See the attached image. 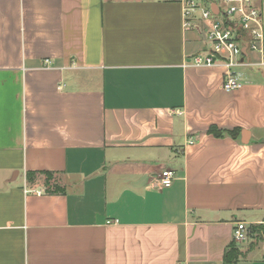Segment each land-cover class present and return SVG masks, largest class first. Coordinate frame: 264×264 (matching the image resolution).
<instances>
[{"label":"crops","instance_id":"obj_1","mask_svg":"<svg viewBox=\"0 0 264 264\" xmlns=\"http://www.w3.org/2000/svg\"><path fill=\"white\" fill-rule=\"evenodd\" d=\"M184 22L179 0H0V264H224L264 224V81L225 90ZM254 240L235 264H264Z\"/></svg>","mask_w":264,"mask_h":264},{"label":"built area","instance_id":"obj_2","mask_svg":"<svg viewBox=\"0 0 264 264\" xmlns=\"http://www.w3.org/2000/svg\"><path fill=\"white\" fill-rule=\"evenodd\" d=\"M179 1L183 5L185 27L204 33L209 43L207 51L193 55L189 62L197 66L223 65L226 69L223 87L227 91L243 86L237 69L256 67L264 75V0ZM45 62L50 63L49 59ZM188 142L194 143V139L190 137ZM174 178L175 171L165 169L156 184L170 187ZM249 238L247 223L237 222L235 241L242 243Z\"/></svg>","mask_w":264,"mask_h":264},{"label":"trees","instance_id":"obj_3","mask_svg":"<svg viewBox=\"0 0 264 264\" xmlns=\"http://www.w3.org/2000/svg\"><path fill=\"white\" fill-rule=\"evenodd\" d=\"M232 131L233 130L229 132ZM210 132L214 133L217 136H221L224 134V131L217 129V127L214 126L210 128ZM39 175L46 176V179L44 181L47 186L46 191L50 193H62L65 191V188L56 181L54 172L49 170L29 171L28 179L29 181H33L37 177H39ZM261 232L264 233V224L253 225L249 227L250 237L252 238H256ZM240 257H241L240 248L238 244L235 241H233L225 251L224 264H235Z\"/></svg>","mask_w":264,"mask_h":264},{"label":"rangeland","instance_id":"obj_4","mask_svg":"<svg viewBox=\"0 0 264 264\" xmlns=\"http://www.w3.org/2000/svg\"><path fill=\"white\" fill-rule=\"evenodd\" d=\"M237 75L240 77H252L254 79L256 78H260L261 80L264 81V77L262 75V73L256 68V67H249V68H244V69H237ZM251 100V99H250ZM251 102H255V101H251ZM39 177L45 181L46 176L45 175H39ZM263 238V233L261 232L253 242H251V245L261 241ZM248 243H246L244 246H247ZM240 254L241 256L244 254V250L242 251L240 248Z\"/></svg>","mask_w":264,"mask_h":264}]
</instances>
